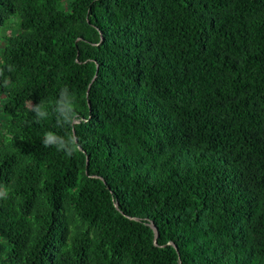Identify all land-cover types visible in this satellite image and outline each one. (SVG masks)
Listing matches in <instances>:
<instances>
[{
	"label": "trees",
	"instance_id": "obj_1",
	"mask_svg": "<svg viewBox=\"0 0 264 264\" xmlns=\"http://www.w3.org/2000/svg\"><path fill=\"white\" fill-rule=\"evenodd\" d=\"M0 68V264H264V0H0Z\"/></svg>",
	"mask_w": 264,
	"mask_h": 264
},
{
	"label": "clouds",
	"instance_id": "obj_2",
	"mask_svg": "<svg viewBox=\"0 0 264 264\" xmlns=\"http://www.w3.org/2000/svg\"><path fill=\"white\" fill-rule=\"evenodd\" d=\"M4 68L9 72L14 71V66L11 64H5ZM4 68H0V73L4 71ZM75 103V94L67 86L59 90L58 96L54 101L45 102L42 99L37 104H33L31 101L29 103V111L35 114L34 122L39 123L47 119L49 109H51V112L55 115L56 128L69 130L66 135H60L55 131L49 130L42 137L44 147H54L56 151L64 153L66 157H72L76 152L80 151L81 145L75 134V129L88 122L75 110ZM6 197L7 191L0 188V199Z\"/></svg>",
	"mask_w": 264,
	"mask_h": 264
},
{
	"label": "water",
	"instance_id": "obj_3",
	"mask_svg": "<svg viewBox=\"0 0 264 264\" xmlns=\"http://www.w3.org/2000/svg\"><path fill=\"white\" fill-rule=\"evenodd\" d=\"M102 40V34L100 33V41ZM98 67V66H97ZM96 77V73L94 74V76H93V78H92V80H91V82L94 80V78ZM91 82H90V84H91ZM90 84H89V86H90ZM88 86V87H89ZM88 89H87V92H86V97H87V100H88ZM81 149V148H80ZM87 164H88V157L86 156V166H87ZM86 173H87V171H86ZM115 207L116 208H118V206H117V203L115 202ZM130 218H132V219H135V220H138V218H136V217H130ZM147 224L152 228V230H153V232H154V244H156L157 245V234H158V231H157V228H156V226H155V224L152 222V221H150V220H147ZM167 244H170V245H173L175 248H176V246L173 244V242H171V241H169ZM176 250H177V248H176ZM180 264V263H179Z\"/></svg>",
	"mask_w": 264,
	"mask_h": 264
},
{
	"label": "rangeland",
	"instance_id": "obj_4",
	"mask_svg": "<svg viewBox=\"0 0 264 264\" xmlns=\"http://www.w3.org/2000/svg\"><path fill=\"white\" fill-rule=\"evenodd\" d=\"M10 27H11L12 29L15 28V27H14V22H10Z\"/></svg>",
	"mask_w": 264,
	"mask_h": 264
}]
</instances>
